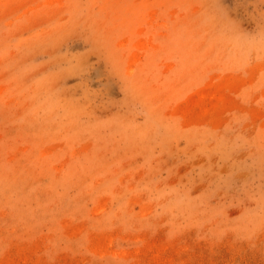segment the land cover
Listing matches in <instances>:
<instances>
[{
	"label": "rangeland",
	"instance_id": "1",
	"mask_svg": "<svg viewBox=\"0 0 264 264\" xmlns=\"http://www.w3.org/2000/svg\"><path fill=\"white\" fill-rule=\"evenodd\" d=\"M0 264H264V0H0Z\"/></svg>",
	"mask_w": 264,
	"mask_h": 264
}]
</instances>
